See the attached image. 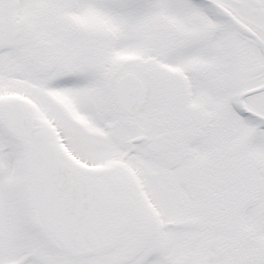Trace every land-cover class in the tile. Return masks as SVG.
Masks as SVG:
<instances>
[{
	"label": "snow or ice",
	"instance_id": "6c2138e0",
	"mask_svg": "<svg viewBox=\"0 0 264 264\" xmlns=\"http://www.w3.org/2000/svg\"><path fill=\"white\" fill-rule=\"evenodd\" d=\"M0 264H264V0H0Z\"/></svg>",
	"mask_w": 264,
	"mask_h": 264
}]
</instances>
